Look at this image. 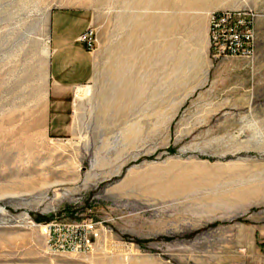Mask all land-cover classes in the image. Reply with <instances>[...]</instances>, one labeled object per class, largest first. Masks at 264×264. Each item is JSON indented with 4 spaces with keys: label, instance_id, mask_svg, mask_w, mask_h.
Segmentation results:
<instances>
[{
    "label": "rangeland",
    "instance_id": "1",
    "mask_svg": "<svg viewBox=\"0 0 264 264\" xmlns=\"http://www.w3.org/2000/svg\"><path fill=\"white\" fill-rule=\"evenodd\" d=\"M221 6L256 15L252 60L211 58ZM55 8L88 10L96 43L52 139ZM259 216L264 0H0V264H251Z\"/></svg>",
    "mask_w": 264,
    "mask_h": 264
},
{
    "label": "crops",
    "instance_id": "2",
    "mask_svg": "<svg viewBox=\"0 0 264 264\" xmlns=\"http://www.w3.org/2000/svg\"><path fill=\"white\" fill-rule=\"evenodd\" d=\"M216 9L230 10L221 6ZM207 13V16L208 14ZM91 13L83 8H55L48 15L46 29V72H47V135L52 139L64 135L67 128L63 124L62 107L73 89L85 86L93 74L92 52L87 50L79 37L92 26ZM207 42V26L204 29ZM255 232L264 238V217L254 218ZM251 264H264V254L260 252L249 256Z\"/></svg>",
    "mask_w": 264,
    "mask_h": 264
},
{
    "label": "built area",
    "instance_id": "3",
    "mask_svg": "<svg viewBox=\"0 0 264 264\" xmlns=\"http://www.w3.org/2000/svg\"><path fill=\"white\" fill-rule=\"evenodd\" d=\"M207 36L209 54L213 60L232 57L252 60L256 53V15L246 9L211 12L207 20ZM78 40L90 52L95 47L91 29Z\"/></svg>",
    "mask_w": 264,
    "mask_h": 264
},
{
    "label": "bare ground",
    "instance_id": "4",
    "mask_svg": "<svg viewBox=\"0 0 264 264\" xmlns=\"http://www.w3.org/2000/svg\"><path fill=\"white\" fill-rule=\"evenodd\" d=\"M88 87H85V86H80V87H77L76 88V96L79 98V97H82V96H85L87 95L88 93Z\"/></svg>",
    "mask_w": 264,
    "mask_h": 264
},
{
    "label": "trees",
    "instance_id": "5",
    "mask_svg": "<svg viewBox=\"0 0 264 264\" xmlns=\"http://www.w3.org/2000/svg\"><path fill=\"white\" fill-rule=\"evenodd\" d=\"M35 220H36L37 222H44V221H46V219H45V218H42V217H40V218H35Z\"/></svg>",
    "mask_w": 264,
    "mask_h": 264
}]
</instances>
